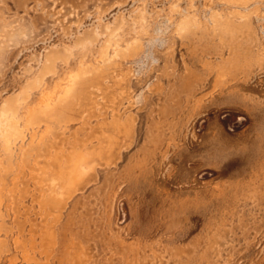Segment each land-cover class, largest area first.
<instances>
[{"label": "rangeland", "instance_id": "rangeland-1", "mask_svg": "<svg viewBox=\"0 0 264 264\" xmlns=\"http://www.w3.org/2000/svg\"><path fill=\"white\" fill-rule=\"evenodd\" d=\"M0 264H264V0H0Z\"/></svg>", "mask_w": 264, "mask_h": 264}]
</instances>
